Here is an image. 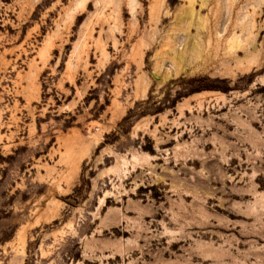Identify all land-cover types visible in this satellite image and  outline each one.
Returning <instances> with one entry per match:
<instances>
[{"label": "rangeland", "instance_id": "obj_1", "mask_svg": "<svg viewBox=\"0 0 264 264\" xmlns=\"http://www.w3.org/2000/svg\"><path fill=\"white\" fill-rule=\"evenodd\" d=\"M131 1L0 0V264H264V0Z\"/></svg>", "mask_w": 264, "mask_h": 264}, {"label": "bare ground", "instance_id": "obj_2", "mask_svg": "<svg viewBox=\"0 0 264 264\" xmlns=\"http://www.w3.org/2000/svg\"><path fill=\"white\" fill-rule=\"evenodd\" d=\"M131 1V0H130ZM132 2V1H131ZM245 16V15H244ZM248 17V16H247ZM252 26V21H249L248 23H246V28L248 29V28H250ZM242 27V26H241ZM245 26H243V28H244ZM247 31V30H246ZM250 32V31H249ZM234 34V33H233ZM232 34V35H233ZM250 34V33H249ZM235 36V35H234ZM233 38V40H234V38L237 40V37L235 36V37H232ZM239 38V37H238ZM237 42V41H236ZM239 42V41H238ZM174 49V48H173ZM172 49V50H173ZM177 50V49H176ZM245 70V69H244ZM174 75L175 74V72H172L171 70H167V72H166V74L164 75V76H162V79L164 80L166 77H168V75ZM75 164L76 163H74V165L73 166H75ZM77 168V167H76Z\"/></svg>", "mask_w": 264, "mask_h": 264}]
</instances>
